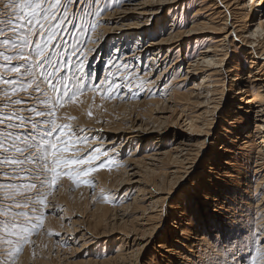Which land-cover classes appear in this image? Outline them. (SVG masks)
Masks as SVG:
<instances>
[{"label":"bare ground","instance_id":"6f19581e","mask_svg":"<svg viewBox=\"0 0 264 264\" xmlns=\"http://www.w3.org/2000/svg\"><path fill=\"white\" fill-rule=\"evenodd\" d=\"M128 1L120 10L105 16L101 35L106 36L111 45L131 46V51L123 56L133 63L134 58L140 61L147 56V66L141 74L144 76L140 77L148 79L152 86L162 84V89L170 92L163 106L156 101L148 113L145 112L144 118L149 121L116 123L114 136L129 144L144 139L160 141L171 126L177 129L173 128L174 147H164V151L154 149L144 157L135 149L125 160L121 159L126 164L123 169L104 173L101 181L105 184L134 183L133 196L129 197L128 191L126 197L130 202L120 209L123 213L118 220L121 229L118 232L122 243L114 259L118 264H146L142 263L141 256L157 239L166 203L176 188L195 175V180H190L191 184L184 191L185 197L177 198L178 217L166 228L165 239L158 241L154 251L164 250L166 254L162 256L169 262L177 253L181 264H197L195 253L201 260L199 264L209 261L211 264H250L249 250L241 244V239H256L253 229H264V0H200L197 5L201 6L193 14L189 29L172 20L184 0ZM166 10L168 14L157 22ZM106 40L101 43L102 47ZM185 41L188 53L184 56ZM192 43H195L193 49H198L196 54H192ZM137 66L140 68L139 64ZM155 68L158 75H153ZM135 78L138 80L136 75ZM137 103L128 105L133 110ZM178 106L181 107L179 116L174 119ZM127 107L124 105V109ZM248 119H253V127L247 124ZM216 124H221L218 132ZM177 135L179 138L174 139ZM212 135H215L213 149L207 155L205 150ZM201 163L205 165L198 166ZM250 184L254 190L249 193ZM195 191L203 193L195 194ZM189 200L193 202L194 220L184 226L179 219L188 214L181 202ZM133 206H137L140 215L127 218L126 210ZM154 208L161 213L148 214V210ZM97 211L94 227L85 229L86 234L91 235L82 233L86 239L106 235L91 231L118 217L117 213L112 217L100 207ZM199 228L202 230H197ZM173 233L176 239L168 241ZM210 235L215 243L206 247ZM259 240H264V231H260ZM228 241H232L230 246ZM237 245H240L239 250Z\"/></svg>","mask_w":264,"mask_h":264},{"label":"snow or ice","instance_id":"6c2138e0","mask_svg":"<svg viewBox=\"0 0 264 264\" xmlns=\"http://www.w3.org/2000/svg\"><path fill=\"white\" fill-rule=\"evenodd\" d=\"M3 7L9 12L0 18V58L7 62L5 73L0 74L3 86L0 87V177L22 181L14 186L17 193L35 190L34 196L25 201L14 200L0 214L5 217L0 221V264H15L24 246L32 243L31 235L42 226L43 216L36 205L47 208V197L61 178L66 176L76 187L81 184L92 187L93 182L88 178L99 168L108 166L103 161L94 163L101 155H107L100 148L87 156L77 154L78 149L71 150L72 145L87 144L90 138L82 135L86 129L77 132L70 124H58L56 109L76 102L86 91L114 99L119 96V89L127 87L131 91L133 85L130 77L125 78L124 85L108 76L91 84L84 81V57L93 51L87 45L94 42L91 34L96 31L101 15L109 10L107 0L105 3L101 0H8ZM74 57L79 58L74 60ZM13 60L20 63L12 64ZM9 72L15 76L5 78ZM88 76L91 80L90 73ZM144 83L141 81L135 87L138 89ZM21 93L27 98H22ZM39 105L47 110H39ZM3 183L0 181V185ZM13 205L16 209L30 210L13 212ZM260 231L264 229H253L256 239H241V244L249 250L250 264H264V240H259ZM227 244L230 246L232 241Z\"/></svg>","mask_w":264,"mask_h":264},{"label":"rangeland","instance_id":"374dc122","mask_svg":"<svg viewBox=\"0 0 264 264\" xmlns=\"http://www.w3.org/2000/svg\"><path fill=\"white\" fill-rule=\"evenodd\" d=\"M101 2L105 3L106 0H101ZM128 2H129L128 0L127 1L114 0V2L113 0H107L109 10L105 11L101 15V17L99 18V24L96 31L91 34V39L94 42L89 43L87 45L88 48L91 49L93 48V51L87 53L86 56L84 57V62H85L84 81L86 83L91 84L96 80H103L106 76H108L110 79L115 80L118 84L124 85L125 78L130 77L131 83L133 85L132 90L129 91L127 87L119 89L118 90L119 96L114 99L102 98L99 92L93 93L92 91H86L77 98L76 102L65 103L63 107H58L56 109V122L58 124H70L72 129L77 132H79L80 129H86V131L82 133V135L90 138L87 144L77 143L75 145H72L71 150L74 151L78 149L79 151L77 154L87 156L89 153H92L94 149L100 148L101 152L103 153L106 151L107 155L106 156L101 155L100 160L94 161V163L99 164L101 161H103L108 166L104 168H99L95 173H93L88 178L93 182L92 187H89L85 184H81L80 187H76L66 176L61 178V180L55 186V188L51 189V195L47 197V208L36 205V207H39L40 213L43 216L42 226L39 229H37V231L34 234L31 235L30 238L32 243L26 244L24 246V249L17 258L15 264H118L114 259V257L118 251L119 244L122 238V236L118 232L119 230L121 231V229L118 228L120 226L118 224L119 223L118 220H121L120 217L122 216L123 213L120 209L124 204L130 202L127 201L126 197L128 191H129V197L133 196L132 190L134 188L133 185L134 183L127 185L125 184L123 186L116 185V183L113 182L105 184L104 182L101 181L104 180V173L105 172L114 173L123 169V167L126 165L124 163V160L128 156H130L132 151L135 149H138L139 155L141 157H144L149 152L155 150L159 151L160 149L164 151L165 149L167 148L169 149L171 147H174V145H176L174 144L175 140H173L172 135L174 134L173 128L177 129L176 128L177 126L176 127L171 126L170 131L166 132L165 136L162 137L160 141L159 139L157 141H154L153 139H144L141 141L137 140L129 144L127 141L120 142L121 139H118L114 136L116 132L113 127L115 126L116 123L117 124L122 123L121 125H125L126 123L131 124L134 122L133 124H139L140 123L139 121H146V122L149 121L146 118H144L145 112L148 113L149 109L154 105L153 104L154 102L155 103L162 102L160 105L163 106L167 101L165 99L169 98L168 94L170 92L168 88H167L168 90L164 91L162 89L164 86L163 87L161 86L162 84H160L157 87L156 85L152 86V84H149L148 79L146 81L145 77L144 79L140 77V76H144L141 74L144 73L145 67L147 66L145 64L147 56H143L140 61L138 60V58L136 59L134 58L133 60L134 63H133L132 59H128V57L123 56L126 55L128 51H131V46L126 48L125 45L123 44L119 45L118 43H115L114 44L115 46L111 45L109 44V39L106 40L105 39L106 36L101 35L102 32L101 28L102 25L104 24L102 22H106L105 16L108 15V13L114 12L115 10H120L121 6L127 4ZM199 2L200 0H184L179 6L178 12L175 14L176 16L172 20L176 23L178 22L180 26L189 29L191 23L190 20L193 14L201 6V5H197ZM6 3H8V0H0V18L6 17L8 15L9 9L3 7V5ZM167 14L168 11L167 10L164 11L162 15L159 17L157 22H160L163 18H165ZM0 23H2V20H0ZM146 30H149V26H147ZM101 37L102 39H100ZM144 37H146V40L148 39L146 35ZM83 39L84 37L81 36V40ZM105 40L107 41L105 43L106 45L102 47L101 43ZM187 43H188L187 41L184 42L185 47H184V51L182 52L184 56L188 53V48L186 47ZM145 44L146 43H143V45ZM194 45L195 43L194 44L192 43L191 45L192 54H196L198 50L197 49L198 47H196L197 50L193 49ZM77 58L79 57H74L73 59L75 60ZM170 62H173L172 58ZM17 63H20V61L18 60L12 61V64H17ZM0 64L4 65V67H0V74H3L5 73L7 62H3L2 58H0ZM138 64L140 65V68H138L137 66ZM158 68L157 69L155 68L154 70L155 74L153 75H158L157 72ZM89 73L91 74L92 77L91 80L89 79L88 76ZM135 75L137 76L138 80L135 78ZM14 76H15L14 73L9 72L6 73L5 78H13ZM143 80L145 81L144 86H141L137 89L135 85L139 84ZM0 87L3 86L0 85ZM145 87L147 90L145 89ZM140 88H142L144 92ZM36 95H37L36 93H33V96ZM20 96L25 99L27 98L24 96L23 93H21ZM15 98L16 97H13V99ZM41 99H43V97H41ZM34 102L35 101L33 100L30 103H34ZM135 102L138 103L135 105V107L132 110V108H130V105L128 104ZM123 104L127 105L128 107L124 109ZM180 108L181 107L179 106L176 107L175 109L176 112L174 113V119H176L179 116ZM38 109L47 110L43 105H39ZM89 112H91V115H89ZM188 112H190V110ZM105 124L106 125L108 124V126L111 127L106 128ZM247 124L250 126L252 125L253 127L254 124L253 119L252 120L248 119ZM99 125L101 126L102 129L98 128ZM216 125H218L216 127L217 128L216 130L218 132L220 131L219 127L221 124H216ZM216 133L215 135L218 134ZM215 135H212L210 144L208 145V148H206L205 150L207 155H210V153L212 152ZM179 136L180 135H177V137H174V139L175 138L178 139ZM160 144H164V145L160 146ZM155 145H157V147ZM164 147L165 149H163ZM157 148L159 149L157 150ZM256 153H257V149H256ZM69 154H71V151ZM123 158L124 160H121ZM206 161L208 162L210 161L209 157L208 160ZM201 164H199L198 166L205 165V164L204 165ZM250 164L253 166L254 163L250 161ZM26 167H34V165H26ZM244 171L245 169H243L241 172L244 173ZM190 180H195V175L192 176L191 179H189L187 182L182 183L180 187L174 190L171 199H169V201L166 203L167 205L165 206V210L163 211V213H161V211H158V209L155 208L153 210L156 211H153L152 209L148 210L149 212L148 214H155V212H160L162 217L160 219L161 223L159 229L156 233L157 239L154 240V243H152L151 245H149L144 249V255L141 256L142 263L144 262L146 264H181L182 260H180V258L178 257L179 255H177V253L175 256L172 257V260H170L169 262V259L165 260L164 257L162 256V254H166L164 250L158 248V250H160L159 252L161 253H158L154 250H156L155 246L157 245L158 241L165 239L163 237V233H165V231L167 230L166 228L171 225L174 218L178 217V215L176 214L177 213L176 210L179 207H177V204L175 203L177 202V198L182 199L185 197L183 194L184 191L189 187V183L191 184ZM0 181H4V183L0 185V214L5 213L8 206L12 205V202L14 200L25 201L28 197L35 195V190L33 192H26L20 190L19 193H17V191L14 190V186L22 183V181L20 180L9 181L7 177H0ZM35 182L39 184V181H35ZM248 188H249L248 189L249 193L254 190L251 184L249 185ZM44 191H48V189H44ZM197 193H203V191L200 192L195 191V194ZM105 196L108 197L107 200L104 199ZM181 204L183 206H186V213L188 215L183 216V218L179 219V221L181 222V224H184V226H187L185 224H188L190 220L191 221L194 220V215L192 214L191 211L193 207V202L191 200L186 201V203L182 201ZM99 207L109 212V215H111L112 217H114L112 214L117 213L116 217L117 216L118 217L115 220L116 222L113 220L110 224L108 223V225L106 226L104 225L99 226V228H97L96 231L95 230L91 231L93 233H96L97 235L100 234H106V235L92 240L88 238L89 239L88 240L86 239V237L82 236L83 235L82 233L85 232V236L91 235V234H86L87 230L85 229H91L94 227L95 224L94 214L99 213V211H97V208ZM160 209L161 207H159V210ZM29 210H30L29 208L16 209L14 205L12 209L13 212H19V211L27 212ZM126 212H128L129 214L127 218H132L135 215H140L137 206L128 208ZM9 215H11V213H9ZM214 216H215L214 214L213 216L211 215V218H213ZM4 218L5 217L3 215H0V221H2ZM17 219L23 221L24 218L17 217ZM89 226L90 228H88ZM180 226L178 225V227ZM197 230H202V228H199ZM108 231L109 232L112 231V232L108 233ZM174 231H177L179 233L178 228L175 229L174 227ZM202 232L203 231H201V233ZM49 233H52V235H49ZM173 239H176L175 233L170 235L167 240L169 241ZM214 240H216L215 237ZM219 241L222 242V240ZM210 243H215L213 241V236L211 235L209 237V243H207L206 247ZM220 244L222 245V243ZM183 248L184 251L188 253H192L191 251L189 252V250L187 251V249L184 246H182V249ZM194 256H197L196 260L198 262L196 263L197 264L201 263L200 262L201 260L198 258V254L195 253ZM0 259H2V257H0ZM217 263L221 264L219 262Z\"/></svg>","mask_w":264,"mask_h":264}]
</instances>
